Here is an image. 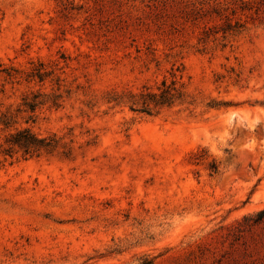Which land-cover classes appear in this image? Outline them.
I'll use <instances>...</instances> for the list:
<instances>
[{"label":"rangeland","instance_id":"rangeland-1","mask_svg":"<svg viewBox=\"0 0 264 264\" xmlns=\"http://www.w3.org/2000/svg\"><path fill=\"white\" fill-rule=\"evenodd\" d=\"M262 210L264 0H0V264H264Z\"/></svg>","mask_w":264,"mask_h":264},{"label":"trees","instance_id":"trees-1","mask_svg":"<svg viewBox=\"0 0 264 264\" xmlns=\"http://www.w3.org/2000/svg\"><path fill=\"white\" fill-rule=\"evenodd\" d=\"M165 85V84H164ZM170 87H166L161 93L159 99L156 96L148 95L144 98L146 108L154 101L157 104L170 103L171 100ZM32 110L36 104H29ZM7 147L2 151L5 157H13L15 152H21L23 157L40 156L42 154H51L58 147L59 141L55 137L45 138L35 134L28 128L17 130L12 133L6 140ZM259 216L264 218V210L259 213ZM137 264H153V260L144 259Z\"/></svg>","mask_w":264,"mask_h":264}]
</instances>
